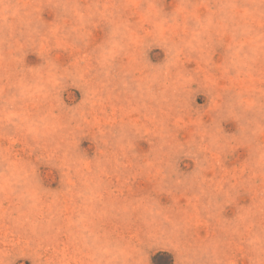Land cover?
<instances>
[{
  "label": "rangeland",
  "instance_id": "rangeland-1",
  "mask_svg": "<svg viewBox=\"0 0 264 264\" xmlns=\"http://www.w3.org/2000/svg\"><path fill=\"white\" fill-rule=\"evenodd\" d=\"M0 264H264V0H0Z\"/></svg>",
  "mask_w": 264,
  "mask_h": 264
}]
</instances>
